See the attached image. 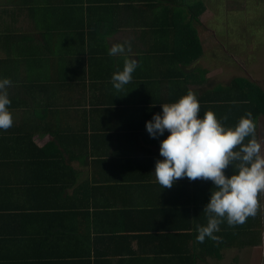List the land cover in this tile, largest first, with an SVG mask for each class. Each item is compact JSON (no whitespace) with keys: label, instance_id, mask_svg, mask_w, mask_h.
<instances>
[{"label":"crops","instance_id":"crops-1","mask_svg":"<svg viewBox=\"0 0 264 264\" xmlns=\"http://www.w3.org/2000/svg\"><path fill=\"white\" fill-rule=\"evenodd\" d=\"M196 3L0 0V78L12 81L14 120L0 137L3 197H24L38 209L28 211V227L40 262L264 264V194L256 216L235 227L225 221L219 241L198 243L212 181L184 178L163 189L153 173L169 133L151 138L145 125L160 104L193 91L201 115L227 116V127L254 116L235 98L239 69L214 58L221 43L207 47L206 6L191 17ZM125 42L138 67L117 91L111 78L125 57L109 49ZM255 120L264 143V109ZM49 153L60 154L53 169ZM17 174L28 183L15 184ZM35 180L38 188L22 193Z\"/></svg>","mask_w":264,"mask_h":264},{"label":"clouds","instance_id":"clouds-1","mask_svg":"<svg viewBox=\"0 0 264 264\" xmlns=\"http://www.w3.org/2000/svg\"><path fill=\"white\" fill-rule=\"evenodd\" d=\"M130 42L113 44L110 56H124V67L113 73L111 82L117 90H123L133 79L138 61L127 53ZM9 78H0V130L13 126L9 110L11 99ZM162 112L146 122L151 138L167 137L160 141L159 154L163 159L155 163L154 174L163 189L171 188L179 180L202 179L212 181L208 203L203 209L206 225H198V243L206 239L219 241L216 235L225 221L230 227L242 225L254 217L260 208L259 197L264 194V143L256 137L257 123L251 111L241 117L235 127H227L213 111L201 115L200 101L193 91L176 102L160 104ZM246 138H250L245 143ZM231 165L233 174L225 169ZM212 188V189H213Z\"/></svg>","mask_w":264,"mask_h":264},{"label":"rangeland","instance_id":"rangeland-1","mask_svg":"<svg viewBox=\"0 0 264 264\" xmlns=\"http://www.w3.org/2000/svg\"><path fill=\"white\" fill-rule=\"evenodd\" d=\"M196 2L191 7L192 18L193 13L207 8V19L203 22L207 47L221 43L214 58L232 62L244 79L264 89V0Z\"/></svg>","mask_w":264,"mask_h":264},{"label":"trees","instance_id":"trees-1","mask_svg":"<svg viewBox=\"0 0 264 264\" xmlns=\"http://www.w3.org/2000/svg\"><path fill=\"white\" fill-rule=\"evenodd\" d=\"M188 41L190 44L198 42L197 37L194 36L192 39L189 37ZM233 84L235 90L238 89L235 93V98L237 101L239 100L241 107L243 106L246 109L253 110L255 119H257L264 109V89L258 84L250 83L249 80L244 78L234 80ZM2 132H7V130H0V137L6 136V134ZM49 155L52 156L49 158V160L52 161L49 163V169H53L56 167L57 161H59L58 158L60 157V154L56 156L54 153H49ZM4 156L5 155H0V172L6 168V166L2 164ZM31 181L34 180L31 179ZM13 182L24 186L25 180L17 174ZM35 182L36 183H32V186L25 187L22 193L26 192V190L32 193L34 189H37L39 181L35 180ZM6 183L7 178L0 176V264H44L37 260L40 256L39 240L33 236L30 237L28 227L30 221L28 211L34 209L36 206L34 205V207H32L30 205H25L24 197L8 198L6 195L3 197L4 194H7L6 188L4 189ZM34 200L38 204V198H35ZM34 210L38 209L35 208ZM30 242H33L32 245L38 246L28 245ZM88 262L91 264V261ZM193 262V259H191L190 263L194 264ZM45 264L52 263L48 262Z\"/></svg>","mask_w":264,"mask_h":264}]
</instances>
